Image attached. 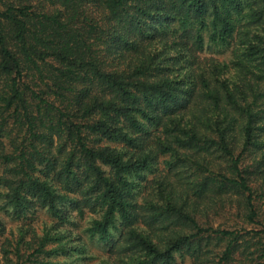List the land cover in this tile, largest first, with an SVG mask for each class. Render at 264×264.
Returning a JSON list of instances; mask_svg holds the SVG:
<instances>
[{
	"label": "trees",
	"instance_id": "16d2710c",
	"mask_svg": "<svg viewBox=\"0 0 264 264\" xmlns=\"http://www.w3.org/2000/svg\"><path fill=\"white\" fill-rule=\"evenodd\" d=\"M0 214L4 264H264V0H0Z\"/></svg>",
	"mask_w": 264,
	"mask_h": 264
},
{
	"label": "rangeland",
	"instance_id": "374dc122",
	"mask_svg": "<svg viewBox=\"0 0 264 264\" xmlns=\"http://www.w3.org/2000/svg\"><path fill=\"white\" fill-rule=\"evenodd\" d=\"M38 216H39V218H38V220L36 219L35 228L41 227V221L47 219L45 217V215L43 213H41V212L38 214ZM0 217L2 219H4V221H5L6 230H10V229L15 227V225L13 223L11 224V222L9 221V219L7 217L2 216L1 214H0ZM93 243H94L93 246H91L92 248H94L96 250L102 249V247H103L102 243H96V242H93ZM0 264H4L3 255L1 253H0Z\"/></svg>",
	"mask_w": 264,
	"mask_h": 264
}]
</instances>
